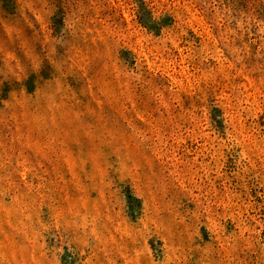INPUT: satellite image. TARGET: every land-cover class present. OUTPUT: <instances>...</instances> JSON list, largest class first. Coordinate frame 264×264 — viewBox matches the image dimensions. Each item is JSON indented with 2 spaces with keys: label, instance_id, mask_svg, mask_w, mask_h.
<instances>
[{
  "label": "rangeland",
  "instance_id": "obj_1",
  "mask_svg": "<svg viewBox=\"0 0 264 264\" xmlns=\"http://www.w3.org/2000/svg\"><path fill=\"white\" fill-rule=\"evenodd\" d=\"M0 5V264H264V0Z\"/></svg>",
  "mask_w": 264,
  "mask_h": 264
},
{
  "label": "trees",
  "instance_id": "obj_2",
  "mask_svg": "<svg viewBox=\"0 0 264 264\" xmlns=\"http://www.w3.org/2000/svg\"><path fill=\"white\" fill-rule=\"evenodd\" d=\"M0 5L7 10V12L12 13L17 6L16 0H0Z\"/></svg>",
  "mask_w": 264,
  "mask_h": 264
}]
</instances>
